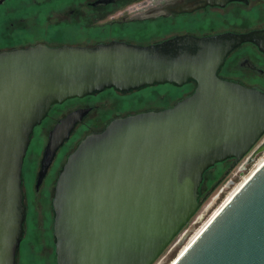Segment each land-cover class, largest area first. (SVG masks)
<instances>
[{
	"label": "water",
	"instance_id": "obj_1",
	"mask_svg": "<svg viewBox=\"0 0 264 264\" xmlns=\"http://www.w3.org/2000/svg\"><path fill=\"white\" fill-rule=\"evenodd\" d=\"M245 41L264 51V30L0 50V264H16L24 157L53 105L105 89L194 81L169 107L115 117L87 134L53 187L56 264H155L201 207L205 172L264 150V92L217 76ZM88 111H72L49 132L37 186ZM173 264H264V160Z\"/></svg>",
	"mask_w": 264,
	"mask_h": 264
},
{
	"label": "flooded vegetation",
	"instance_id": "obj_2",
	"mask_svg": "<svg viewBox=\"0 0 264 264\" xmlns=\"http://www.w3.org/2000/svg\"><path fill=\"white\" fill-rule=\"evenodd\" d=\"M26 17L36 19V31L28 36L22 34L0 37V42H3L0 50L39 43L48 46L64 44L87 46L110 40L149 44L183 34L208 36L262 31L264 30V0H0V21H2L0 29L4 26L20 28L27 24ZM41 20L43 23L40 22ZM44 33L49 36L43 37ZM217 76L220 79L264 92V51L250 41L238 44L226 55L217 71ZM162 85L177 89L185 87L181 93L184 97L193 91L195 82L189 81L181 87L173 84ZM154 86L158 85L148 88ZM102 92L93 95L98 96ZM162 95V98L168 97V93L163 92ZM86 97L89 96L72 98L53 105L46 117L37 125L40 126L46 120L50 123L48 129L44 130L46 142L42 149L43 153L49 132L61 119L77 109L89 108L57 150L43 181L37 186L35 180V190L44 183L55 160L66 159L87 134L102 130L115 117L136 113V111L106 113L103 117L106 122L100 129L99 126L102 124L97 121L95 126H91L87 118L103 104L99 97L96 101H86ZM171 105L173 104L149 109H162ZM56 106L58 108L54 110ZM106 111L109 112V108ZM99 120L102 121V119ZM231 161L226 160L219 164H230ZM62 165L63 163L59 171ZM22 238L16 254V264H20L19 251Z\"/></svg>",
	"mask_w": 264,
	"mask_h": 264
},
{
	"label": "rangeland",
	"instance_id": "obj_3",
	"mask_svg": "<svg viewBox=\"0 0 264 264\" xmlns=\"http://www.w3.org/2000/svg\"><path fill=\"white\" fill-rule=\"evenodd\" d=\"M25 22H27V24H24L20 28H9L8 26L2 28L1 26L0 37L22 34L28 36L36 31V19L34 20L32 17L28 19L26 17ZM40 22L43 23L42 20ZM46 34L47 33H44L43 37L49 36V34ZM2 43L1 41L0 45ZM184 89L185 87L177 89L168 85H158L152 88L143 87L130 92H119L115 89H106L98 96L93 94L88 95L89 97L85 98L86 101H96L99 97L103 105L88 116L87 122L91 126H95L98 121L102 124L99 126L101 129L106 122L103 118L106 113L140 112L151 110L149 108L161 107L165 104H174L176 100L183 96L181 93ZM163 92L168 93V97L162 98ZM64 107H66V105ZM56 108L58 107L56 106L54 110ZM107 108H109V112L106 111ZM98 118L102 119V121ZM49 124V121L46 120L40 126L34 128L24 157L22 177L26 218L23 224L22 246L19 251L20 264H56L54 238L52 235L53 210L51 207V199L55 179L60 165L64 163L65 158H57L55 160L44 183L38 190H35L39 160L46 142L44 130L48 129ZM247 158L248 157L243 158L236 164V168H234V166L231 167V161L230 164H218L206 174L200 196L202 200L201 207L181 230L179 236L174 239L167 251L159 257L157 264H169L178 256L182 248L209 220L211 215L263 160L264 150L246 162Z\"/></svg>",
	"mask_w": 264,
	"mask_h": 264
},
{
	"label": "bare ground",
	"instance_id": "obj_4",
	"mask_svg": "<svg viewBox=\"0 0 264 264\" xmlns=\"http://www.w3.org/2000/svg\"><path fill=\"white\" fill-rule=\"evenodd\" d=\"M263 160H264V158H263ZM262 160V161H263ZM262 161L256 166V167H258L261 163H262ZM256 167H255V169H256ZM255 169H253V171L255 170ZM252 171V172H253ZM251 172V173H252ZM250 173V174H251ZM248 178V176L237 186V188H235V190L227 197V199L223 202V204L234 194V192L239 188V186L246 180ZM222 204V205H223ZM221 205V206H222ZM220 206V207H221ZM220 207L211 215V217L209 218V220L199 229V231L193 236V238L182 248V250L179 252V254H178V256L187 248V246L189 245V243L199 234V232L204 228V226L211 220V218L217 213V211L220 209ZM176 259V258H175ZM175 259L171 262V263H169V264H173V262L175 261Z\"/></svg>",
	"mask_w": 264,
	"mask_h": 264
},
{
	"label": "trees",
	"instance_id": "obj_5",
	"mask_svg": "<svg viewBox=\"0 0 264 264\" xmlns=\"http://www.w3.org/2000/svg\"><path fill=\"white\" fill-rule=\"evenodd\" d=\"M219 164V163H218ZM209 172V169L205 172V174H204V179H205V176H206V174ZM204 179H203V182H204ZM203 182H202V184H201V186H200V192H201V190H202V186H203Z\"/></svg>",
	"mask_w": 264,
	"mask_h": 264
},
{
	"label": "built area",
	"instance_id": "obj_6",
	"mask_svg": "<svg viewBox=\"0 0 264 264\" xmlns=\"http://www.w3.org/2000/svg\"><path fill=\"white\" fill-rule=\"evenodd\" d=\"M237 164H238V163H237ZM236 167H237V165L234 166V168H236ZM169 247H170V246H169ZM169 247H168V248H169ZM166 251H167V250H166ZM158 260H159V259H158ZM155 264H157V262H156Z\"/></svg>",
	"mask_w": 264,
	"mask_h": 264
}]
</instances>
